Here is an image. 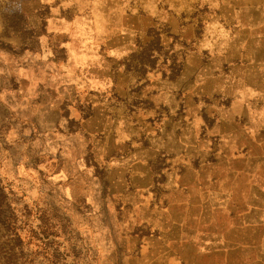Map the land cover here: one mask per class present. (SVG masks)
I'll return each instance as SVG.
<instances>
[{"label":"crops","instance_id":"0c3cea01","mask_svg":"<svg viewBox=\"0 0 264 264\" xmlns=\"http://www.w3.org/2000/svg\"><path fill=\"white\" fill-rule=\"evenodd\" d=\"M29 2L25 29L91 111L76 124L142 257L264 264V0Z\"/></svg>","mask_w":264,"mask_h":264},{"label":"rangeland","instance_id":"374dc122","mask_svg":"<svg viewBox=\"0 0 264 264\" xmlns=\"http://www.w3.org/2000/svg\"><path fill=\"white\" fill-rule=\"evenodd\" d=\"M30 4L0 0V212L8 223H0V264H152L141 255L143 230L110 203L104 168L76 124L78 111H91L25 29ZM44 24L39 17L36 34ZM15 29L23 30L18 44ZM141 87L135 80L131 95Z\"/></svg>","mask_w":264,"mask_h":264},{"label":"trees","instance_id":"16d2710c","mask_svg":"<svg viewBox=\"0 0 264 264\" xmlns=\"http://www.w3.org/2000/svg\"><path fill=\"white\" fill-rule=\"evenodd\" d=\"M157 46H155L154 44H151L149 45L147 48L144 49L143 51V54L145 55V59H149L150 55H149V51H151L153 48H156ZM135 56V55H133ZM0 223H3V224H8L5 222V218L4 216L2 215V211L0 212Z\"/></svg>","mask_w":264,"mask_h":264}]
</instances>
